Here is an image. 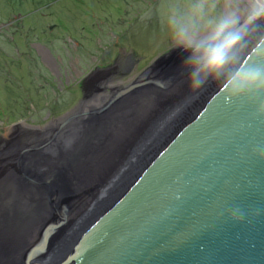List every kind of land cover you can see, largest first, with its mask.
<instances>
[{
	"label": "water",
	"instance_id": "95a60500",
	"mask_svg": "<svg viewBox=\"0 0 264 264\" xmlns=\"http://www.w3.org/2000/svg\"><path fill=\"white\" fill-rule=\"evenodd\" d=\"M184 55L171 47L145 77L109 88L131 67L116 58L80 85L79 105L88 91L109 90L101 106L0 136L3 200L12 176L37 191L28 207L1 209L0 264H264V162L253 155L264 145V122L243 101L225 103L215 83L193 93ZM127 96L132 106L110 111ZM139 102L151 110L141 133L140 118L132 119ZM84 110L96 142L74 145L47 178L30 177L23 158L55 143ZM157 131L166 134L143 156Z\"/></svg>",
	"mask_w": 264,
	"mask_h": 264
},
{
	"label": "rangeland",
	"instance_id": "374dc122",
	"mask_svg": "<svg viewBox=\"0 0 264 264\" xmlns=\"http://www.w3.org/2000/svg\"><path fill=\"white\" fill-rule=\"evenodd\" d=\"M158 1L0 0V40L6 46L0 45V136L16 124L41 129L82 112V80L116 58L131 67L112 84L135 80L172 47ZM44 48L61 57V73L50 60L47 72L34 57L32 50L43 54Z\"/></svg>",
	"mask_w": 264,
	"mask_h": 264
},
{
	"label": "clouds",
	"instance_id": "9594fccd",
	"mask_svg": "<svg viewBox=\"0 0 264 264\" xmlns=\"http://www.w3.org/2000/svg\"><path fill=\"white\" fill-rule=\"evenodd\" d=\"M157 12L172 48L185 54L189 89L215 83L225 103L243 101L264 122V0H163ZM253 155L264 162V145ZM231 214L244 216L239 209Z\"/></svg>",
	"mask_w": 264,
	"mask_h": 264
},
{
	"label": "bare ground",
	"instance_id": "6f19581e",
	"mask_svg": "<svg viewBox=\"0 0 264 264\" xmlns=\"http://www.w3.org/2000/svg\"><path fill=\"white\" fill-rule=\"evenodd\" d=\"M44 53L46 52L44 51ZM143 77H145L144 74L140 75L138 78H143ZM108 84H109V88L113 87V84L111 83H108ZM108 92L109 90L96 93L95 89L88 91L87 97L84 99V101L81 102L78 108L89 110L91 108L101 106L103 102L105 101V99L108 97V94H109ZM128 97L129 96L125 97L126 99L124 98L123 101L121 100L122 102L121 101L117 102L118 104L110 108V111H114L116 107L119 110H125L128 106H132L133 103L131 101V98H128ZM138 106H139V109L142 110V112L132 114L133 116L132 119L133 121L134 120L138 121L140 118L136 128L138 131L137 133H141L145 130L144 126L146 123V118L148 117L151 110H149L148 106L146 107L141 102L138 103ZM86 117H88L87 111L81 117H76L72 121L73 124L66 130L65 134L59 135L57 137V140L55 143L45 144L40 150L32 152L34 154H28L25 158H23L22 165L24 166V171L30 177L47 178L49 170L52 168L53 164L61 162L65 158H67L69 153L73 149H75L74 145L84 148V147L89 146L92 142L93 143L96 142L95 135L93 132L94 131L93 123L88 121ZM111 118L113 119L116 118V121H120V118L118 119L117 113L112 115ZM104 126L107 130L111 128L109 125H106V124ZM171 127L172 125H169L167 128H171ZM165 134H166V131H163L162 133L161 131H157L153 133L150 139V144L149 143L146 144L145 148L143 149V151L147 149L146 152H143V156L148 152L149 146L152 148L154 144H156ZM60 142H63L64 145L60 144V146H58L56 144ZM55 144L56 146H54ZM137 164H139L137 163V160H134L132 167L136 166ZM9 174L10 173L5 172L2 178L5 179L6 181L9 180ZM8 183L9 185L11 184L10 186H8V188L12 189V192H11V195L9 194L8 198L6 197V200H3V198H5L4 191L0 190V217L2 215L1 209L3 208H6V207L10 208V207H15V206L28 207L32 203L34 198H36L37 200V196H36L37 191H35L36 189H34L32 185H27L24 182H20L19 183L20 186H18L19 184L16 186L13 176L11 177L10 182ZM12 204L14 206H12ZM58 256H59V253H56L53 256V259L55 260L56 258H58ZM48 264H50V262Z\"/></svg>",
	"mask_w": 264,
	"mask_h": 264
},
{
	"label": "flooded vegetation",
	"instance_id": "af4514ba",
	"mask_svg": "<svg viewBox=\"0 0 264 264\" xmlns=\"http://www.w3.org/2000/svg\"><path fill=\"white\" fill-rule=\"evenodd\" d=\"M65 25V24H64ZM39 30V29H38ZM32 52L34 53L33 55H34V57L38 60V62H39V64L40 65H42V66H44L43 68H45L46 69V71L47 72H49L50 73V70L45 66V65H47L46 64V62L49 64V62L51 63V65L53 64V63H55V66L54 65H52L53 66V68H54V71H56L57 73L56 74H59V72L63 69V67L61 68V65H62V63H63V61H62V59H61V57L59 56V55H55L54 53H52L51 52V56H57V59H56V61L53 59V57H51L48 53H44V51H43V54L41 53V52H38L37 50H32ZM62 52V51H61ZM44 54H45V56H44ZM47 55V56H46ZM48 58V59H47ZM50 58V59H49ZM52 59V60H51ZM48 60H50L49 62H48ZM57 62V63H56ZM126 62H128L127 60H126ZM121 69V68H120ZM122 70V69H121ZM41 71V70H40ZM61 73V72H60ZM48 77V76H47ZM56 78V77H55ZM63 78H65V75H64V77ZM59 79V81H60V78H58ZM78 81H80V80H77V82ZM61 83H62V81H61ZM79 83V82H78ZM65 84H67V83H65ZM65 84L63 85V86H65ZM78 87H79V85H78ZM59 88V87H58ZM60 89V88H59Z\"/></svg>",
	"mask_w": 264,
	"mask_h": 264
},
{
	"label": "trees",
	"instance_id": "16d2710c",
	"mask_svg": "<svg viewBox=\"0 0 264 264\" xmlns=\"http://www.w3.org/2000/svg\"><path fill=\"white\" fill-rule=\"evenodd\" d=\"M160 2V0L158 1V3ZM156 6V5H155ZM1 39V38H0ZM0 45H2L4 48L6 47L4 44H3V41L2 40H0ZM4 50H6L7 52L9 51L8 49H4Z\"/></svg>",
	"mask_w": 264,
	"mask_h": 264
}]
</instances>
